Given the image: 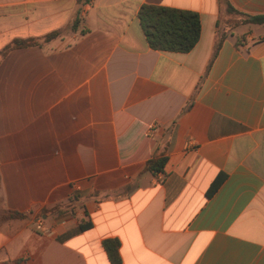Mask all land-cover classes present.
Instances as JSON below:
<instances>
[{
    "label": "crops",
    "instance_id": "obj_1",
    "mask_svg": "<svg viewBox=\"0 0 264 264\" xmlns=\"http://www.w3.org/2000/svg\"><path fill=\"white\" fill-rule=\"evenodd\" d=\"M145 4L196 12V45L149 48ZM224 16L218 0H0V51L62 31L0 60V198L27 215L0 226V264H110L108 238L121 264H264V26Z\"/></svg>",
    "mask_w": 264,
    "mask_h": 264
},
{
    "label": "trees",
    "instance_id": "obj_2",
    "mask_svg": "<svg viewBox=\"0 0 264 264\" xmlns=\"http://www.w3.org/2000/svg\"><path fill=\"white\" fill-rule=\"evenodd\" d=\"M79 5L86 4L90 0H76ZM219 5L225 7V16L222 22L227 28L234 29L245 25L264 26V14H247L237 11L232 7L228 0H218ZM80 10L77 9L75 17L69 25V31H76L80 23ZM139 25L149 48L157 51L187 53L198 42L200 36V19L196 12L176 9L157 5H142L137 12ZM62 31H53L41 38L15 39L0 51V60L8 51L14 48H26L31 46H41L59 37ZM225 29H219V41L215 47L218 48L220 42L226 37ZM238 42V41H237ZM167 162L166 157L151 158L145 163L144 170L153 175L163 173ZM223 176L218 175L207 191V197L211 196L222 181ZM130 186L124 188L121 194H126ZM75 200L73 196L65 204L55 205L42 211L46 217L59 216L71 209V203ZM26 214L18 211L9 210L4 207L0 198V226L10 220H22ZM91 228V223L81 222L76 232H82ZM119 241L117 239H104L102 247L110 264H121L119 255Z\"/></svg>",
    "mask_w": 264,
    "mask_h": 264
},
{
    "label": "rangeland",
    "instance_id": "obj_3",
    "mask_svg": "<svg viewBox=\"0 0 264 264\" xmlns=\"http://www.w3.org/2000/svg\"><path fill=\"white\" fill-rule=\"evenodd\" d=\"M243 32H245V29H244V28H238V29L235 30V33H236L237 35H239V34H241V33H243Z\"/></svg>",
    "mask_w": 264,
    "mask_h": 264
},
{
    "label": "built area",
    "instance_id": "obj_4",
    "mask_svg": "<svg viewBox=\"0 0 264 264\" xmlns=\"http://www.w3.org/2000/svg\"><path fill=\"white\" fill-rule=\"evenodd\" d=\"M150 132H154V128L153 127L150 128Z\"/></svg>",
    "mask_w": 264,
    "mask_h": 264
}]
</instances>
